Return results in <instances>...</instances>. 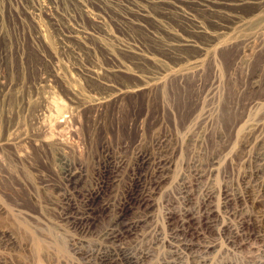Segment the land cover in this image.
<instances>
[{
  "label": "rangeland",
  "instance_id": "1",
  "mask_svg": "<svg viewBox=\"0 0 264 264\" xmlns=\"http://www.w3.org/2000/svg\"><path fill=\"white\" fill-rule=\"evenodd\" d=\"M7 1L2 7L7 34L0 35V82H5L9 90L15 86L32 91L44 72L50 75L53 101H59V106L49 122L56 132L82 130L88 146L92 144L83 159L78 158V152L67 153L86 174L79 187H92L98 177L97 145L103 140L108 141L114 159L121 156L127 161L128 167L122 172L124 182L129 180L136 152L150 157L163 152L173 161L164 172L166 178L154 189L150 209L132 201L122 221L149 210L155 217L150 223L160 225L164 240L173 243L155 244L159 256L178 248L191 264L194 256L208 257L211 264H219L222 259L234 264H264V239L256 234L259 225L264 230V18L226 36L207 52L199 53L193 47L181 49L182 55L193 57L192 62L196 60L193 63L179 62V57L164 47L162 39L152 33L157 30L158 34L159 29L152 18H144L142 25L131 23L129 33L138 45L162 58L170 68L156 74L157 65L151 59L128 51L120 53L124 61L131 62L132 71L114 67L113 73L110 70L104 76L122 91L106 100L111 102L96 118L92 110H84L81 129L65 111L72 101L66 80L78 79V85L91 95L107 93L109 89L100 79L79 77L65 55L61 75L55 74L49 54L52 47H58V30L50 27V47L43 43L37 49L28 28L27 32L22 30ZM12 1L21 4L29 0ZM156 8L149 7L152 13H158ZM93 11L113 31L123 32L114 13L96 3ZM162 18L183 30L172 15ZM77 21L95 27L87 16H77ZM100 37L107 39L94 37L90 54L104 67H113L108 55L112 41H101ZM106 42L110 43L106 46ZM153 73L158 75L156 80L144 82ZM17 100L13 98L12 104ZM9 123L0 110V136ZM159 140L165 142L160 145ZM23 144L17 149L0 146V264H84L70 240L76 236L89 243L98 239L96 233L117 213L116 200L123 194L124 182L123 186H109L103 195L113 206L103 208L102 198H97L90 227L75 230L61 218L58 190L45 187L48 179L60 182L59 164L53 160L51 149L42 144ZM137 171L148 177L152 167ZM245 175L250 176L252 195L246 201L239 198L247 186L242 179ZM208 213L209 217L204 218ZM229 236L232 237L228 239ZM135 237L128 234L123 240L131 243ZM213 241L222 248L208 247Z\"/></svg>",
  "mask_w": 264,
  "mask_h": 264
},
{
  "label": "bare ground",
  "instance_id": "2",
  "mask_svg": "<svg viewBox=\"0 0 264 264\" xmlns=\"http://www.w3.org/2000/svg\"><path fill=\"white\" fill-rule=\"evenodd\" d=\"M22 2L15 4L9 0L7 5L9 10L19 19L22 30L27 32L26 28H28L31 42L37 49H41L43 43L46 45L49 43L47 47H50V40H48L50 27L58 30V40L56 39L58 47H52L49 54L54 63L55 74L61 75L62 55H65L71 60L72 68L76 70L75 72L79 77L100 79L109 89L107 93L91 95L78 85V79H74L73 82L66 80L72 101L65 108V111L69 114L67 117L71 118L75 125L80 126L81 129L84 127L82 122L84 110H92L93 116L96 118L97 115L102 114L103 107L111 102L106 100L115 95L114 93L122 91L113 80L116 85L104 76L110 70L113 73L114 67L121 71L131 69L129 67L131 62L128 64L124 61L120 53L128 51V54L130 52L151 59L157 65L156 74H161L162 71L170 68L164 64L166 62L162 58L152 52H145L138 45L136 39L130 35L131 32L129 33L131 23L142 25L144 18H152L159 28L158 34L160 36L156 33L157 30L152 33L155 37L162 39L164 47L173 56L179 57V62L193 63L196 60L192 62L193 57L182 55L181 49L193 47L198 49L199 53L207 52L212 46L224 40L226 36L236 34L253 21L257 22L264 18V0H29ZM4 3H6L5 0H0V35L2 36L7 34V28L5 29L6 26L3 24L2 7ZM95 3L117 16V22L123 28V32L113 31L106 24L104 18L93 11ZM150 5L156 6L158 13H152L149 9ZM167 14L181 22L183 32L165 22L162 17ZM82 15L90 18L95 27L78 22L77 16ZM98 36L112 41V44L108 46V55L115 64L113 67H104L105 64L102 65L103 63H99L90 54L93 52L92 39L94 37L99 39ZM108 43L106 42V46ZM133 71L136 75V71ZM156 74L153 73L152 77L147 76L146 79L143 77L144 82L155 79L158 76ZM51 81L50 75L44 72L40 81L36 83V88L32 91L15 86L9 90L10 88L6 83L1 81L0 100L2 101H0V110L10 119V123L0 136V146H11L17 149L23 143L28 142L49 147L52 157H55L53 160L56 159L57 164H59L57 170L60 182L55 184L48 179L45 182V187L54 186L56 191L58 190L63 209L61 214L63 222L65 221L75 230H86L90 227L92 219L95 218L94 204L97 198H102L103 208L113 206L110 200L107 201L103 198V195L109 186L122 185L124 182L122 172L128 167V163L121 156L114 159L110 154L108 141H101L97 145L100 151L98 177L92 187L86 190L80 188L79 183L86 178V174L82 166H79L80 163L79 165L75 164V161L73 162L69 159L70 157H67V153L73 154L74 152L75 155L78 152V158L85 157V155H89L92 144L88 146L81 129V131H72L68 134L54 130L49 118L53 116V111L58 108L59 101H55V99L53 101L54 90ZM13 98L18 99L15 104H12ZM262 128L264 127L262 126ZM164 142L165 140H159L160 145ZM89 143L91 142L89 141ZM172 161L163 152L152 157L145 152H136V162L131 167L132 172L129 180L124 182L123 194L118 197L117 193L116 215L96 233L98 236L96 241L89 243V241L79 238L75 234L76 237L70 240L75 253L86 264H191L187 261L185 252L178 248L177 250H169L164 256L157 254V243L164 244L170 241L164 240L162 237L160 225L150 223L151 219L155 217L149 210H142L140 214H136L129 221H122L123 219H121L123 212L131 207L132 201L150 209L148 207L154 189L166 178L164 172ZM145 166L152 167V173L148 177L137 171ZM242 179L247 186L239 198L245 201L251 200L250 176L245 175ZM112 194L114 195V193ZM112 194L110 193V195ZM208 217L209 213L205 214L204 218ZM153 220L155 221V219ZM128 234L136 236L131 243H126L123 240ZM256 234L264 239L262 225L258 226ZM231 237L229 236L228 239ZM151 238L158 239V241L153 243ZM155 244L157 245L155 246ZM208 247L216 248V250L222 248L221 244L214 241L210 242ZM193 261L194 264H211V259L204 256H194ZM5 264L9 263L6 262ZM219 264H234V262L222 259Z\"/></svg>",
  "mask_w": 264,
  "mask_h": 264
}]
</instances>
